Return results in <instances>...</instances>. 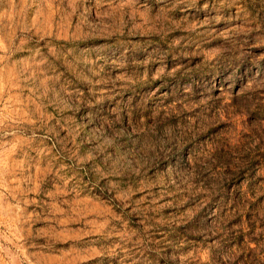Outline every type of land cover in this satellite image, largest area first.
I'll return each instance as SVG.
<instances>
[{
  "label": "rangeland",
  "instance_id": "obj_1",
  "mask_svg": "<svg viewBox=\"0 0 264 264\" xmlns=\"http://www.w3.org/2000/svg\"><path fill=\"white\" fill-rule=\"evenodd\" d=\"M0 264H264V0H0Z\"/></svg>",
  "mask_w": 264,
  "mask_h": 264
}]
</instances>
